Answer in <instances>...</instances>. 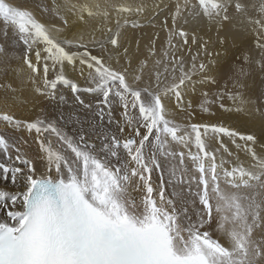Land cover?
<instances>
[{
  "label": "snow or ice",
  "instance_id": "1",
  "mask_svg": "<svg viewBox=\"0 0 264 264\" xmlns=\"http://www.w3.org/2000/svg\"><path fill=\"white\" fill-rule=\"evenodd\" d=\"M162 3L141 22L144 4L0 0V104L18 101L14 84L27 76L57 108L68 103L58 88L66 87L81 113L69 117L76 127L67 132L62 113L22 119L0 111V264H264V20L248 17L260 58L241 53L233 64L185 26L202 17L219 34L230 9L246 14L248 5ZM251 7L264 16V0ZM161 12L168 13L167 49L149 72L154 45L134 64L121 29L151 25ZM190 43L198 48L187 64L179 53ZM21 58L27 72L14 66ZM76 71L87 87L71 78ZM221 80L224 90L201 92V111L226 96L234 107H219L259 118V137L170 118V102L186 111L189 91L220 88Z\"/></svg>",
  "mask_w": 264,
  "mask_h": 264
},
{
  "label": "bare ground",
  "instance_id": "2",
  "mask_svg": "<svg viewBox=\"0 0 264 264\" xmlns=\"http://www.w3.org/2000/svg\"><path fill=\"white\" fill-rule=\"evenodd\" d=\"M13 2L25 4L24 2H21L19 0L18 1L15 0ZM110 2L128 3V4H131L133 6L138 5V4H144L146 6H149L148 11L145 13V16L140 17L141 22H143L144 19H146L147 17H149L153 14V10L151 9L150 6L154 3H160L161 0H110ZM192 2L195 3V0H192ZM240 2L249 6L247 13L246 14H237L234 9H230L229 14H230V16H232V20L225 24L224 31L220 32L219 34L217 33L216 26L214 24H209V22L205 18H202V17H198L196 19L190 18L189 24L185 26L186 30L189 31L190 33L195 32L198 36L202 37L204 40L210 41L209 48H208V51L210 53L213 51L219 52V53H221L222 57L225 53H227V55L230 57V60L234 59V60H239L240 62L242 59L241 53L251 55L254 59H259L260 58V50L257 49L255 46V35L253 33V29L256 26L254 24H250L248 22V17H252L253 19L264 20V16H261L260 13L255 8L251 7V5H253V4L259 5L261 0H240ZM174 3H175V0H163L161 7H163V4L174 5ZM26 5L34 6V3L31 2V3L26 4ZM37 15L45 22H47L49 19L47 14L41 15L39 10H37ZM167 15H168L167 12H161L160 15L156 16L155 20L153 21V24L148 25V26L143 27V28L132 29L130 27H124L121 29L122 34H123V42H124L125 46L130 47V53L133 56V63L134 64H135L136 60H138V59L148 58L149 57V51L148 50L150 47H153V45H154L156 54H155V57H152L149 60V68H148L149 72L151 71V69L153 67V65H152L153 59H164L163 52L167 49L168 33H167V30H166V28L162 22L165 19V16H167ZM112 26L114 27V25H112ZM168 26L169 27L171 26V20L170 19L168 21ZM102 35H103L102 33L97 32L96 33L97 39H100L102 37ZM220 37L225 38L226 43L224 45L220 44V42H219ZM88 38L89 37H88L87 32H86L85 39L87 40ZM188 47L191 48V53L188 52V50H187ZM197 48H198V44L193 45L191 43L187 47L182 46V51L179 53V55H183L186 59V63L190 64L191 63L190 56L192 54L196 53ZM92 51H93V54H97L99 49L94 47L92 49ZM21 52H22V50H21ZM202 55H203V53H202ZM222 63H225V62L222 61ZM120 64H124L123 59L120 60ZM14 66H19V67L23 68L25 72H27L26 66L23 65V61H21V60L14 62ZM71 78L77 80L78 83H83V81H84V78L79 75L78 71L72 72ZM253 79H255L257 84L259 83V76L258 75H255L253 77ZM84 84H81V85H84ZM222 86L223 85L221 84L220 88ZM14 87L18 88V92L16 93V95L19 97L18 101L16 103H10L7 106L0 104V111L9 110L12 113H14L15 115H17L19 118L28 119L29 116L31 115V112L35 108H37L36 107L37 105H35V103L33 102L36 99L34 92H33L34 88L32 85H30L27 82V76L24 77V83L22 85L20 84L19 81H17L16 84H14ZM216 90H217V88L215 86H213L211 88L205 87L203 89H198L196 92L189 91V93L186 96V100H190L192 102V104H191L190 108L186 109V111H183V112L179 111L176 108L174 101L170 102L169 103V111L171 112L170 118L174 119L177 123L182 124V125L186 124V123H222L226 127L234 128L235 130L240 131L242 133H255L259 137V135H260L259 118L250 119L247 111L240 112V113L225 112L223 109H221L219 107V104H216V103L211 106L210 112H202L201 111L199 104L204 99L201 96V92L202 91H209L210 93H215ZM66 91H65V93H66ZM211 98L212 97L209 96V99H211ZM40 101H38V102H40ZM43 101L44 100H42V102ZM42 102H40V103H42ZM46 102H43V103H46ZM22 103H26L25 106H22ZM42 104H40V106H42ZM47 104H48V102H47ZM223 104L225 105V107H234L233 102L231 100H229L227 103H223ZM52 106H54V105H52ZM75 107H77V105H75ZM45 108H42V109H45ZM57 110H59V109H57ZM42 111H40V112H42ZM48 111H50L48 113L52 114L50 109ZM51 114H49V115H51ZM189 114H191V116ZM35 115H34V117H35ZM46 115H47V113H46ZM54 115H55V113H54ZM38 116H40V115H38ZM36 118H37V116H36ZM47 118H49V117H47ZM72 123H74V121H72ZM2 127H4V125L2 123H0V128H2ZM62 128H64V127H62ZM19 135L23 136L25 139H29L31 142V137L29 136V134L27 132H21V133H19ZM52 139L55 142V137H52ZM222 139H224L225 143H229V146L234 149V146L230 144L227 137H222ZM91 142L98 143V140L96 137H93ZM237 142L240 143V141H237ZM34 148H35V145L33 144L32 148L28 149L30 154L32 152V149H34ZM176 150H180V147L176 146ZM8 187L10 190H14V189H11L10 185Z\"/></svg>",
  "mask_w": 264,
  "mask_h": 264
},
{
  "label": "rangeland",
  "instance_id": "3",
  "mask_svg": "<svg viewBox=\"0 0 264 264\" xmlns=\"http://www.w3.org/2000/svg\"><path fill=\"white\" fill-rule=\"evenodd\" d=\"M13 1H15V0H13ZM16 1H18V0H16ZM19 1H21V2H24L25 4H29V3H35V0H19ZM30 1V2H29ZM89 2H94V0H89ZM99 2H101V3H103L104 2V0H99ZM0 26H2V25H0ZM21 53V54H20ZM18 55L19 56H22V52H19L18 53ZM21 61H23L22 60V58L20 59ZM19 59L18 60H16V61H20ZM15 61V62H16ZM229 63H233V64H237V63H240V61L239 60H234V59H232V60H229L228 61ZM227 62V63H228ZM50 78H51V74H50ZM27 82L30 84V85H32V83L30 82V81H28L27 80ZM86 84L87 86H88V82L84 79V81H83V83H79L80 85L81 84ZM225 83H226V80H221L220 81V86H221V84L223 85L221 88H217V90H216V92L217 91H222V90H224V85H225ZM81 85L82 87H87L86 85ZM33 86V85H32ZM231 87V85H229V88ZM58 88H60V90L64 93V95H66L67 97H68V103L67 104H65V105H61V106H59V108H57L56 107V105H54L53 103H50L49 102V99L47 98V97H45V96H40V94L39 93H37V92H35L34 90H33V92H34V95H35V101H33L34 103H35V105H37L36 107L38 108H35L32 112H31V115L29 116V118L28 119H33V118H36V116L37 117H40L41 119H44V118H47V117H49L50 119H58L59 118V116H60V114L62 113H64L63 115H64V117H65V120H60L59 121V125H60V127H64L63 129H64V131H67V132H71L73 129H75V127H76V124L75 123H72V121L73 120H69V117H72L73 115H81V113H80V111H79V106L77 105V107H75V104H74V102H73V98H72V93L69 91V90H67V88L66 87H62V86H58ZM64 88V89H63ZM63 89V90H62ZM67 91H66V90ZM219 89V90H218ZM65 91H66V93H65ZM39 95V96H38ZM87 95V96H86ZM85 95V99H86V102H94V99L95 98H93V96H91V95H88V94H86ZM44 97V98H43ZM40 98V99H39ZM91 98V99H90ZM48 99V100H47ZM93 99V100H92ZM41 100V101H40ZM42 100H44L43 102H48V104H47V102L46 103H43L42 102ZM46 100V101H45ZM38 101H40V102H42V103H40V102H37ZM229 101V99L225 96V98L222 100V101H217L216 102V104H220V103H227ZM37 103V104H36ZM71 103V104H70ZM25 104L26 103H22V106H25ZM40 104H42V106H40ZM52 105H54V106H52ZM70 105V106H69ZM41 108H40V107ZM47 106V107H46ZM51 108H50V107ZM74 106V107H73ZM47 109H46V108ZM49 107V108H48ZM64 107V108H63ZM66 107V108H65ZM71 107V108H70ZM42 108H45V109H42ZM53 108V109H52ZM40 109V110H39ZM43 111H42V110ZM51 110V112H52V114L51 113H48V112H50V111H48V110ZM57 109H59V110H57ZM39 110V111H38ZM47 112H46V111ZM63 110V111H62ZM75 110V111H74ZM36 111V112H35ZM38 111V112H37ZM40 111H42V112H40ZM54 111V112H53ZM57 111V112H56ZM79 111V112H78ZM35 112V113H34ZM45 112V113H44ZM78 112V113H77ZM40 113V114H39ZM46 113H47V115H46ZM54 113H55V115H54ZM59 113V114H58ZM77 113V114H76ZM35 115V117H34V115ZM42 114V115H41ZM49 114H51V115H49ZM38 115H40V116H38ZM45 117H44V116ZM55 116V117H54ZM53 117V118H52ZM117 118H119V117H117ZM67 122V123H66ZM71 122V123H70ZM72 125V126H71ZM73 127V128H72ZM66 128V129H65ZM69 128V129H68ZM127 131V130H126ZM153 178L154 179H157V177H156V175L154 174L153 175Z\"/></svg>",
  "mask_w": 264,
  "mask_h": 264
}]
</instances>
